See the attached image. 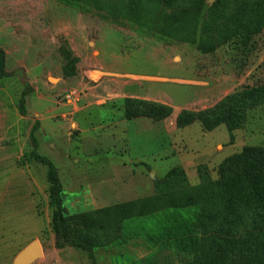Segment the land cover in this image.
Returning <instances> with one entry per match:
<instances>
[{"label": "rangeland", "instance_id": "rangeland-1", "mask_svg": "<svg viewBox=\"0 0 264 264\" xmlns=\"http://www.w3.org/2000/svg\"><path fill=\"white\" fill-rule=\"evenodd\" d=\"M260 1L205 0L204 10L220 5L226 16L231 17L243 3L250 8ZM125 3V0H0V49L5 54V68L10 75L7 79H0V264H13L18 254L33 241L40 244L43 252L33 264H91L85 253L55 247L51 229L54 208L50 185L46 181L47 168L36 162L32 153L48 159L54 167H57V161L54 152L49 151L52 143L47 138L49 136L45 135L44 139L40 130L35 131L33 138L37 148L33 147L30 139L36 122L52 135L53 124L40 121V118L50 114L58 116L62 111L74 113L86 106L81 99L67 104L65 97L72 95L79 99L83 96L80 87L88 84V72L91 81L88 87L92 86L90 100L117 99L118 88L114 83H134V79L127 76L152 75L166 79L158 81L154 87L171 94L175 92L178 101L195 97L196 92L187 90L191 87L206 88L205 102L198 111L210 109L225 96L246 87L264 85V29L246 46L234 39L209 53L199 45L201 21L196 27L194 42L184 43L172 36L170 30H149L130 21L124 15ZM65 53L76 60L74 76L66 78L63 68L69 61L65 59ZM83 56L81 64L79 61ZM139 83L144 88L150 85L143 80ZM27 86L32 88V93L26 99L27 115L22 117L18 112V102ZM121 105L122 102L110 100L103 107L113 108V119L116 120L122 113ZM106 114L113 115L102 109L90 115L88 120L93 125L107 124L109 116ZM71 117L69 114L66 118L58 116L54 119L57 128L66 127L70 133L57 138L59 151L63 153V147L68 145L69 154L73 151L80 160L87 162H98L99 158L112 162L137 159L139 164L135 174L145 177L143 189H138V199L156 195V178L164 177L175 168L183 171L188 168L195 173L196 176L186 174L192 177V186L200 182L198 170L200 186L191 192L198 188L204 190L217 180V168L223 160L241 152L244 147L264 148V106L248 113L245 128L233 132L232 143L224 126L207 133L201 131L200 124L194 123L184 132H178L176 137L145 134L142 140L131 128L123 141L124 147L118 144L121 136L112 134L104 149L96 153L91 148L78 153V145L72 148L80 138L77 130L70 127ZM166 124H171V118ZM151 137H156L154 143ZM174 138L192 145L187 147V143L184 147L181 143L177 146L179 151L172 149ZM141 142H144L142 146ZM56 155L57 160L64 156L59 152ZM148 167L152 168L155 176L147 177L150 173ZM65 172L61 169L58 176L64 187L68 184L63 178ZM64 187L63 205L67 213L93 210V206L84 202L83 193L74 195ZM128 187L133 188L130 180ZM179 212L188 219L190 210L180 209ZM146 222L144 224L148 226ZM131 224L129 221L124 223L125 232ZM182 224L181 234L172 231L177 223L167 227L168 237L162 242L148 241L145 226L135 228L132 231L138 230L140 235L129 238L120 247L97 250L95 264H192V250L185 248L200 234L192 231L190 223L188 225L183 220Z\"/></svg>", "mask_w": 264, "mask_h": 264}, {"label": "trees", "instance_id": "trees-1", "mask_svg": "<svg viewBox=\"0 0 264 264\" xmlns=\"http://www.w3.org/2000/svg\"><path fill=\"white\" fill-rule=\"evenodd\" d=\"M125 1L124 15L130 21L149 30H170L172 36L184 43L194 42L195 30L201 21L199 45L209 53L234 39L246 46L253 36L264 29V0H259L250 8L243 3L231 17L226 16L220 5L204 10L205 0ZM64 57L69 62L63 68V76L72 77L76 60L70 58L69 53H65ZM9 77L5 54L0 49V79ZM31 93L32 88L27 86L20 95L18 112L22 117L27 115L26 99ZM262 106L264 85L246 87L225 96L210 109L180 111L175 126L181 130L198 123L207 133L224 126L232 143L233 132L245 128L248 113ZM122 107L123 118L127 121L145 118L158 123L172 115V109L166 105L135 99H124ZM37 130H40L38 122L33 125L30 135L34 148L37 144L33 133ZM32 158L47 168L46 181L50 185L54 208L51 229L55 247L59 250H78L87 255L91 264H95L97 250L120 247L129 238L140 235L138 230L132 231L135 228L145 226L148 241L162 242L168 237L167 227L171 228V225L177 223L172 231L181 234L184 220L188 225L190 223L194 233L200 234L185 248L192 250V264H264L262 147H244L241 152L223 160L217 168V180L204 190L198 188L196 192H191V189L200 186L198 170L200 182L192 186L185 172L175 168L156 180L158 191L154 196L75 214L67 213L64 208V193L53 164L35 152ZM180 209L190 210L188 219H184ZM126 221L132 223L127 232L124 230Z\"/></svg>", "mask_w": 264, "mask_h": 264}, {"label": "crops", "instance_id": "crops-1", "mask_svg": "<svg viewBox=\"0 0 264 264\" xmlns=\"http://www.w3.org/2000/svg\"><path fill=\"white\" fill-rule=\"evenodd\" d=\"M74 50V49H73ZM83 58L84 56L80 59L79 63L83 64ZM80 64V65H81ZM79 68L77 67V71ZM86 80L87 83L89 84L90 81V73L86 75ZM118 77H124L120 75H116ZM80 77V75H79ZM128 78L134 79V83H126V82H117L114 83L115 86H117L118 90L116 91L117 93L115 94L118 95L117 99H105L103 101L102 98L99 100H90L89 99V93L92 90L91 88L88 87V84H83L80 87V91L83 94L82 97L79 98L83 100L86 103L85 107L79 108L74 111V113L71 112H65L62 111L58 114V116L61 117H67V115H71V125L70 127L72 129L77 130L79 133V140L76 142L75 145L72 146V148H77L78 145V153H85L84 151L89 148L93 150V153H96L99 149H104L103 146L105 145L108 137L112 139L113 135L112 134H118L121 137H118V144L121 145V147H124L123 141L127 138V132L129 129L132 128L134 130L135 134L137 137H140L142 140L144 138L143 135L145 134H156L157 136L160 134L163 135H168V136H173L176 137L178 132H184L187 128L177 130L175 126V119L178 113L182 110H191L193 112H198L199 107L203 105L205 102V93L207 91L206 88L202 87H196V88H189L187 90H192L196 92L195 97H186L185 99L181 98L178 99L175 98L177 95L175 92H170L167 91H160L157 88L154 87V84L157 83L158 81H166V79H160L152 75H133V76H127ZM84 80V77H82ZM139 80H143L144 82H148V87L144 88L141 83H139ZM177 81V80H176ZM182 83L183 81H178ZM133 86V87H132ZM86 92V93H84ZM124 99H135V100H140V101H147V102H153V103H158L162 105H166L172 109V115H171V124L167 125L166 122H168V119L162 122L158 123H153L149 119L145 118H139V119H134L131 121H127L123 118V111L121 114L117 115L114 120V113L115 110L113 108H105L103 107L106 102L113 100V101H119L120 103ZM177 102L179 104H177ZM58 109H63V108H57ZM105 110L107 113H113V115H108L109 119L107 121V124H98V125H93L88 120V117L90 115H95L97 111ZM201 108L199 111H201ZM56 110V111H57ZM91 110H97V111H91ZM121 110H123V107L121 105ZM91 112V114H89ZM57 115V114H56ZM58 116H50L40 118V121L45 120L48 123H52L53 127L51 129L52 135L47 134L45 129L40 127V132L43 135V138L50 139L52 143L49 145V151L52 150L54 152V157L57 161V173L58 176H60V171L61 169H65V180L68 181V184L65 185L64 181V186L69 192L75 194H80L83 193L82 195L84 196V202L87 204L93 206V210H99L107 207H111L114 205L118 204H123V203H128L134 200H137L138 197V189L141 191L144 186V181L145 177L143 175L141 176H136L135 173L136 166L139 164L138 160H132L131 158L128 161H111L108 159H102L99 158V161H82L80 158H78V154L75 155V153L72 151L71 154L68 153L67 148L68 145H65L64 152L62 153L61 150L59 151V142L56 141L59 136L61 137L62 135L68 136L70 133L67 131L66 127L59 126L57 128V125L54 121L55 117L58 118ZM81 117V118H80ZM169 118V119H170ZM40 125V124H39ZM42 125V122H41ZM193 126V125H192ZM202 131V130H201ZM46 132V133H44ZM203 132V131H202ZM99 134V137L96 136ZM45 135H47L45 137ZM152 143L156 137H151ZM184 144V147H186V144L188 143L189 147L191 142H185L184 140L173 139L172 140V149H178L177 146ZM144 144V142H141V146ZM218 145L215 147L217 148ZM90 150V149H89ZM95 150V151H94ZM180 149H178L179 151ZM183 150V149H182ZM125 151V150H124ZM59 152L60 156L63 154V158L57 160V153ZM190 152V151H189ZM56 153V154H55ZM93 153L89 157H92ZM100 152H98L99 154ZM88 155V154H86ZM185 159V157H183ZM108 161V163H107ZM190 161V159H189ZM149 168V167H148ZM150 173H148V176L151 175L155 176L154 171L152 168H149ZM185 174L193 173V171H189L188 168L184 169ZM119 174H122L121 176ZM195 175V173H193ZM166 175V174H165ZM187 178L189 179L190 182V177L189 175H186ZM196 176V175H195ZM193 176L194 178H196ZM163 178V177H162ZM162 178H156L162 179ZM193 178V179H194ZM64 180V179H63ZM133 182V188L129 189L128 187V181ZM197 180V178H196ZM61 182V180H60ZM191 184V183H190ZM62 185V183H61ZM137 189V194L136 190ZM127 190V191H126ZM133 198H131V196ZM111 199V200H110ZM77 200H75L76 202ZM109 201H115L109 202ZM92 211V210H90Z\"/></svg>", "mask_w": 264, "mask_h": 264}, {"label": "water", "instance_id": "water-1", "mask_svg": "<svg viewBox=\"0 0 264 264\" xmlns=\"http://www.w3.org/2000/svg\"><path fill=\"white\" fill-rule=\"evenodd\" d=\"M43 255L42 248L37 241L31 242L15 258L13 264H33Z\"/></svg>", "mask_w": 264, "mask_h": 264}, {"label": "built area", "instance_id": "built-area-1", "mask_svg": "<svg viewBox=\"0 0 264 264\" xmlns=\"http://www.w3.org/2000/svg\"><path fill=\"white\" fill-rule=\"evenodd\" d=\"M78 98V97H77ZM74 99V97L72 96V95H67L66 97H65V101H66V103L67 104H70L72 101H75V102H78V100L79 99Z\"/></svg>", "mask_w": 264, "mask_h": 264}, {"label": "bare ground", "instance_id": "bare-ground-1", "mask_svg": "<svg viewBox=\"0 0 264 264\" xmlns=\"http://www.w3.org/2000/svg\"><path fill=\"white\" fill-rule=\"evenodd\" d=\"M94 78L97 79V77H95V76H94ZM94 78H93V79H94Z\"/></svg>", "mask_w": 264, "mask_h": 264}]
</instances>
